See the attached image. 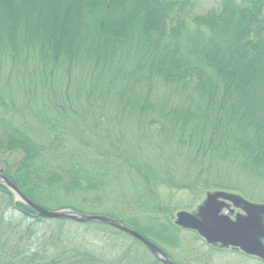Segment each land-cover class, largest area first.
<instances>
[{"label": "trees", "instance_id": "trees-1", "mask_svg": "<svg viewBox=\"0 0 264 264\" xmlns=\"http://www.w3.org/2000/svg\"><path fill=\"white\" fill-rule=\"evenodd\" d=\"M186 1L0 0V69L2 65L9 64V59L13 60L15 65L18 53H6L17 52L15 48L19 44L15 34H22V42L28 49H34V57L41 67L47 70L58 68L60 64L69 65L79 57L75 67L80 69L81 73V67L87 59L88 46L91 45L87 39L92 42L87 34H94L95 45L112 43L107 46L109 48L120 44V53L117 54L115 62L113 57L116 55L109 51H106L104 59L105 68H110L112 81L103 92L113 97L114 92L110 93L113 90H124V85L130 87L126 88L128 94H125V99H122V92L117 95L118 107L123 113H128V118H119L116 126L123 120H131L128 125L133 126L134 130H141L144 145L147 139L154 142L151 137L153 131L157 134L158 130L168 129L167 138L177 137L175 142L180 146L185 145L183 137L187 133L189 137L194 134L188 131L189 128H200L209 121V128L213 130V136L217 140L211 145L197 147L196 157L191 158V162L200 159L204 164H208L206 171H210L213 163L221 159L231 171L248 173V170L253 169L255 174L261 172L263 175L264 0H220L218 9H210L191 19L190 12L184 7ZM119 5H125L124 12L120 16H110L107 11H112ZM187 20L201 33L198 34V39H190L189 42L186 40L190 38V34H184L188 28ZM21 25L23 30L20 29ZM185 50L188 53L185 54ZM30 53L29 49L27 56ZM30 59L23 61L26 62L25 76H21L19 69L13 67L10 68L9 77L17 71L16 79L21 77L25 79L24 82L30 80L32 76L27 74L32 68ZM95 63L96 59L91 62L92 65ZM198 64L212 68L215 76H205L206 70L198 68ZM105 73L106 70L102 69L97 71L95 76L100 79ZM52 76H48V80L53 79ZM193 77L198 80L202 91H196L197 98L189 104L184 101L185 96L182 93L186 88L187 79ZM78 78L82 82L83 76L76 73V79ZM220 83L222 90L214 91ZM150 86L177 88L183 99L182 106L177 111L157 107L161 115L160 120L168 124L167 128L166 125L159 124L158 119L153 121L154 129L144 128L132 113L142 115L140 113L143 109L139 101L152 104L149 99L152 91ZM146 88L147 90H144ZM93 91L94 86H91L89 94ZM0 104L4 107L3 101L0 100ZM100 110L99 105L98 108L92 109V112H98L99 116L106 120V110L104 116ZM112 110L113 106H109L108 113ZM9 117L10 120L5 119L4 111L0 114V152L15 157L19 155L17 153H22L23 158L21 156L22 160L14 172L5 167L6 170L0 173L23 195L47 208L43 203L42 190L50 196V200L56 197L55 203L59 210L67 208L82 214L107 216L156 244L172 260L169 252L162 248L164 244L169 249L178 246L174 233L178 235L179 229L174 227L169 218L171 207L161 205L164 208L162 209L158 205L159 212L162 211L163 215L160 220L152 217L155 222L150 217L145 221L138 216L123 217L113 211L114 209L100 211L103 197L108 195L106 189L109 184L112 185L113 180L104 166H100L99 171H94L88 165L96 162V159H101L107 163V168L109 167L113 159L107 160V154L102 153L104 148H100L101 145L95 146L93 155L73 158L68 156L67 159H62V149L65 150L66 147L59 146V141L66 136V132H70L69 128L66 131L60 124H56L54 129H48L54 147H46L40 144L37 132V129L45 127H41L35 116L26 120L22 111L18 110L12 115L9 114ZM14 121L18 123V127L13 126ZM4 134L7 136L5 139ZM77 135L74 134V137ZM113 145L114 143L109 142L106 146ZM133 150V145L130 144L129 149L123 151V158L118 155L116 157L129 167L130 163L135 164L134 174L144 188V192L138 194L137 201L143 213L149 214L150 211H155L153 202L156 201V192L160 191L161 184L165 182L160 177L161 173H156L153 168L131 157L128 158L127 153ZM218 180L210 183L205 181L203 185L214 187L216 191L233 192L247 198L248 194L242 186L230 179V176ZM92 192L98 194L88 197ZM62 193H66V197ZM60 194L64 199L75 196L84 208L61 203L58 198ZM48 221L49 219L38 217L37 213L25 204L16 201L10 190L0 184V264H161L140 242L112 227L54 219L50 220L54 223H50L52 227L49 232L42 228ZM71 224L105 226L115 230L118 235L132 239L134 245L122 246L118 251L110 250L109 254L97 253L95 249H87L82 244L83 235L74 234V231L70 230Z\"/></svg>", "mask_w": 264, "mask_h": 264}, {"label": "rangeland", "instance_id": "rangeland-1", "mask_svg": "<svg viewBox=\"0 0 264 264\" xmlns=\"http://www.w3.org/2000/svg\"><path fill=\"white\" fill-rule=\"evenodd\" d=\"M185 3L187 4H185L184 7L190 12L189 18L191 19L193 16L207 12L210 9H218L220 0H187ZM125 8V5H119L115 7L114 10L111 11V9H109L107 12L110 16L111 14L120 16ZM189 21L190 20H187L186 24L188 28L184 34H190V38L186 40V42H189L190 39H198V34H201L195 30L196 26ZM20 29L23 30V25H21ZM86 36H89L88 38L91 39L92 42L87 39L88 43H91V45L88 46L87 59L85 64L81 67L80 73V69L75 67L79 62V57L75 58L69 65L60 64L58 68L55 69L47 70L45 67H41L37 58L34 57V49L29 48L31 53L27 56L29 49L21 40L24 39L22 34H15V39L18 40L19 44L16 46L17 48H15L17 52H6L8 54L18 53L14 61L15 65L12 62L13 60L11 61V59H9V64L6 66L2 65L0 69V100L4 103V107H1L0 104V114L4 111L6 120H10L9 114L12 115L13 112H17L18 110L22 111L26 120L33 119L32 116H35L36 120L41 123V127H45V129H37V132L40 144L46 147H54L52 136L49 134L50 131H48V129H54L56 124H60L66 131L69 128L70 132H66V136L59 141V146L66 147L65 150L62 149V159H67L68 156L73 158L78 156L83 157V155H93L95 146L101 145L100 148H104L102 153L107 154V160L113 159L114 161L117 160V162L112 160L107 168V163H104L101 159H96V162H91L88 165V167L94 171H99V167L104 166L105 170L107 169L108 176L113 180L112 185L109 184L106 189L108 195L103 197V203L99 207L100 211L114 209L113 211L120 213L123 217L129 218L138 216L142 218L143 221L150 217L151 220L155 222L156 220L152 217H156L160 220L163 215L162 211L159 212L160 207H171L169 218L174 227L179 229L178 235L173 232L174 235L177 236L178 246L175 248L170 247L169 249L167 245L164 244L162 248L169 252L172 261L176 264H264V261L260 258L259 260L255 258L248 259L234 250L220 249L217 248L219 246L216 245L211 247L205 243L196 232L182 229L175 225L176 214L178 212L185 211L195 215L198 207L205 200L206 194L217 190L211 186L205 187L203 185L205 181H209L208 183L216 182V180L219 181L218 179L230 176V179L240 184L239 186H242V189L248 194L247 198L245 197L248 201L255 204H264V174L262 175L261 172L255 174L253 169L248 170V173L240 170L231 171V168H227L221 159H217L215 163H213V167L210 171H206L208 164H204L200 159L191 162V160H193L191 158L196 157L195 151L197 147L199 148L200 145H211L217 140L213 136V130L209 128L211 125L209 121L204 123L200 128H189L188 131L194 134L189 137L187 133L188 136L185 135V137H183L185 145L180 144V146L175 142L176 139H178L177 137L174 139L167 138L166 132H169L168 129L158 130L157 134L153 131V136L151 137L154 142L147 139V143L144 145L143 133L141 130H134L133 126L128 125L131 120H123L116 126L119 118H128V113H123L121 108L118 107L117 95H120L122 92V99H125L127 97L125 94H128L126 88L130 89V87L124 85V90H122V88H120L118 92L113 90L110 92H114L113 97L103 92V90L108 88L109 82L112 81L110 68H105L104 59L106 51H109L112 55H116L113 57V61L115 62L117 60V54L120 53V44H115L107 48V46L112 45V43L105 42L102 43V45H95L93 43L95 40L94 34H87ZM186 53H188V51L185 50V54ZM28 58H31L29 62L32 68L27 74L32 76L31 79L26 80V82H24L25 79L23 80L21 77L16 79L17 71L9 77L10 68L13 67L19 69L18 72L21 76H25L26 62L23 61H27ZM95 59L96 63L92 65L91 62H94ZM89 63L91 65L86 66ZM197 67L206 70H203L206 72L205 76H215V72L212 68L208 69L201 64H198ZM102 69H105L107 73L103 74L105 77L102 75L99 79L95 76V73ZM76 73L83 76L82 82H80V78L76 79ZM50 75H53V79L48 80V76ZM91 86H94V91L92 94H89ZM119 87H121V85H119ZM150 87L152 91L149 99L153 105L149 104L147 101H139L143 109L140 113L142 115L134 114V112L132 113L139 119L138 121L142 127L154 129L153 126L155 124H153V121L161 119L160 111L158 110L166 107V110L170 109L177 111L181 108L183 99L177 88H167L163 86L160 88L157 86ZM144 90H147V88ZM221 90V83L214 88V91ZM196 91H202L198 80L195 77H193V79H187L186 88L182 93L185 96L184 101H188L189 104H191L190 102L197 98ZM99 105L102 110H100L101 115L104 116L106 110V120L99 116L98 112H92V109L98 108ZM109 106H113V110L108 113ZM90 115L95 116L90 117ZM196 115L197 112L195 113V116ZM133 120L135 119H132V121ZM159 124L166 125L165 128L168 127V124H166L164 120H160ZM13 126L18 127V123L14 121ZM41 132L43 133L41 134ZM74 134L78 135L74 137ZM6 137L7 136L4 134V139ZM107 137L108 141L106 142ZM166 141H169V143ZM109 142L114 143V145L106 146ZM130 144L133 145L134 150L131 153H127L128 158L131 157L133 160L153 168L156 173H161L160 177L163 178L165 182V184H161L162 187L160 191L156 192V201L153 202L155 211H150L151 213L149 214L143 213L142 207L137 201L138 194L143 193L144 188L134 174L133 167L135 164L129 162L131 165L129 167L123 164V160L119 161L116 157V155H118L120 158H123V151L128 150ZM79 151L81 153H86L81 154ZM17 154L19 155L15 157L9 153L2 154L0 152V172H4L6 168L14 172L18 163H20L23 158L22 153ZM191 163L195 164L191 165ZM167 172L170 176H168ZM164 173L166 175H164ZM260 174L262 176H260ZM96 194L98 193L92 192L88 197H93ZM41 195L44 199V201L42 200L43 203L46 204L44 206L47 207L43 208L50 211H57L56 209H58V206L57 203H55L57 202L56 197H52V200H50V196L42 190ZM63 195L65 196L67 194L65 193ZM63 195L60 194L58 197L61 203L68 204V206L72 207L84 208L82 204L75 199V196H68L69 199H64ZM47 198L48 203H46ZM158 205H160V207H158ZM163 207L162 209H164ZM221 213L228 215L225 210ZM50 220L54 219H49L48 223H46L47 225L42 227L49 232L52 227L51 224L54 223ZM70 230L74 231L76 235L82 234V244H84L87 249H95L97 253L109 254L110 250L118 251L122 246L134 245L132 239L124 235H118L115 230L105 226H72L71 224ZM262 240L264 243V238H262ZM35 244L36 243H34V245Z\"/></svg>", "mask_w": 264, "mask_h": 264}, {"label": "water", "instance_id": "water-1", "mask_svg": "<svg viewBox=\"0 0 264 264\" xmlns=\"http://www.w3.org/2000/svg\"><path fill=\"white\" fill-rule=\"evenodd\" d=\"M0 184L13 193L16 201L34 210L38 217L108 225L140 242L161 264H173L154 243L107 216L82 214L70 209L46 210L23 195L2 173H0ZM228 204L241 209L245 215H237L235 219H231L222 214V210L228 207ZM262 215H264V205L248 202L234 193L215 191L206 194L205 200L198 207L195 215L185 211L178 212L175 225L182 229L195 231L209 245L238 248L243 253L264 261V244L261 241L264 238Z\"/></svg>", "mask_w": 264, "mask_h": 264}, {"label": "flooded vegetation", "instance_id": "flooded-vegetation-1", "mask_svg": "<svg viewBox=\"0 0 264 264\" xmlns=\"http://www.w3.org/2000/svg\"><path fill=\"white\" fill-rule=\"evenodd\" d=\"M224 210L227 211L228 216H230L232 219H234L237 215H243V216L245 215L244 212L241 211V209H235V208L232 207L231 204H230V205L228 204V207H226ZM261 218H262V222H263V224H264V215H262ZM262 243H263V240H262ZM263 244H264V243H263ZM216 246H218V245H216ZM211 247H213V246H211ZM217 248H220V247H217ZM220 249H230V250H234V251H236L237 253L242 254L244 257H246V258H248V259L255 258V259H258V260H259L258 257H255V256H251V255L245 254V253H243V252H242L240 249H238V248H232V247H229V248H220Z\"/></svg>", "mask_w": 264, "mask_h": 264}, {"label": "bare ground", "instance_id": "bare-ground-1", "mask_svg": "<svg viewBox=\"0 0 264 264\" xmlns=\"http://www.w3.org/2000/svg\"><path fill=\"white\" fill-rule=\"evenodd\" d=\"M11 192V191H10ZM11 194H13L12 192H11Z\"/></svg>", "mask_w": 264, "mask_h": 264}]
</instances>
